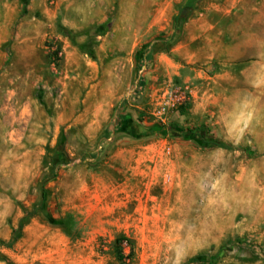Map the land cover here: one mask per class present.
<instances>
[{"label":"rangeland","instance_id":"374dc122","mask_svg":"<svg viewBox=\"0 0 264 264\" xmlns=\"http://www.w3.org/2000/svg\"><path fill=\"white\" fill-rule=\"evenodd\" d=\"M263 68L264 0H0V264H264Z\"/></svg>","mask_w":264,"mask_h":264},{"label":"trees","instance_id":"16d2710c","mask_svg":"<svg viewBox=\"0 0 264 264\" xmlns=\"http://www.w3.org/2000/svg\"><path fill=\"white\" fill-rule=\"evenodd\" d=\"M193 9V7H189V10ZM55 54H58V49L54 52ZM193 133L196 134V136L203 142L205 143H208V144H211L213 146H216V147H221V148H226V146L220 142V141H217L215 139H212L211 137H209L206 132H204L203 130L201 129H194L192 130ZM57 160L61 161L62 158H63V155L62 154H57L56 157H55ZM44 201H45V194H44V191L42 190L41 192V201H40V204L38 207H36L34 209V211L29 215V216H32L34 215L35 211L38 210V209H42L43 208V205H44ZM26 219V216H24L21 221L25 220ZM16 241V237H12V239L7 242V243H2L4 244L5 246H11L14 242ZM123 243H125V246H129V254L127 255V257H130V255L132 254V248L130 246V243L129 241L124 237V236H119L115 239L114 241V244H115V247L117 248V257L119 260H122L123 259V255H124V252H123V249H122V245Z\"/></svg>","mask_w":264,"mask_h":264},{"label":"crops","instance_id":"0c3cea01","mask_svg":"<svg viewBox=\"0 0 264 264\" xmlns=\"http://www.w3.org/2000/svg\"><path fill=\"white\" fill-rule=\"evenodd\" d=\"M260 14H261V11H258V14H256L255 13V16H254V23L255 22H260L261 21V16H260ZM263 75V77H264V68L261 70V71H259V75ZM259 83L260 84H263L264 83V78L263 79H260L259 80Z\"/></svg>","mask_w":264,"mask_h":264}]
</instances>
